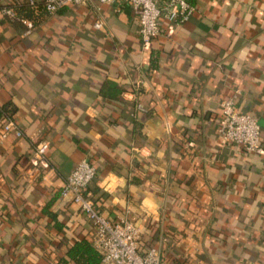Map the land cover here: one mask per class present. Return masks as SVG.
<instances>
[{"label":"crops","instance_id":"0c3cea01","mask_svg":"<svg viewBox=\"0 0 264 264\" xmlns=\"http://www.w3.org/2000/svg\"><path fill=\"white\" fill-rule=\"evenodd\" d=\"M35 1L0 0L30 12L0 8V106L22 131L2 138L0 124V264H58L91 236L61 197L83 158L96 169L83 194L134 221L140 250L158 248L162 264H264V152L221 145L216 131L234 97L264 151V0H188L189 19L163 20L148 46L128 3L50 14ZM39 141L46 162L33 159Z\"/></svg>","mask_w":264,"mask_h":264},{"label":"built area","instance_id":"2783aa9c","mask_svg":"<svg viewBox=\"0 0 264 264\" xmlns=\"http://www.w3.org/2000/svg\"><path fill=\"white\" fill-rule=\"evenodd\" d=\"M93 0H42L44 9L52 14L67 5H85ZM99 3H128L134 12L139 25V37L143 46L159 35L163 20L172 25L186 22L195 7L188 0H96ZM31 6H36L35 0H29ZM3 14L15 17L11 8L2 10ZM28 29L33 23L24 20ZM101 21L94 26L100 28ZM138 109H143L140 103ZM1 124V136L9 133L22 136V131L12 120ZM216 131L221 145H240L246 153H263L261 145V129L255 117L243 113L236 108L235 98L228 97L221 101L220 117ZM48 141H39L35 146L34 161L46 162ZM96 175L95 166L87 159H81L66 177L61 189V197L75 203L91 221L93 231L91 239L93 246L101 254L102 264H162L161 251L152 246L145 251L140 250V227L126 215L111 219L94 206L93 202L83 194V190L92 182Z\"/></svg>","mask_w":264,"mask_h":264},{"label":"trees","instance_id":"16d2710c","mask_svg":"<svg viewBox=\"0 0 264 264\" xmlns=\"http://www.w3.org/2000/svg\"><path fill=\"white\" fill-rule=\"evenodd\" d=\"M0 8L2 10L6 8H17L20 9V11H23L26 15L30 14L27 3H24L21 6H0ZM11 113L12 110L8 106H0V123L11 120ZM53 217H55V215H53ZM101 258V254L92 244L91 236H88L87 234H78L76 238L68 244L65 256L59 259L58 264H102Z\"/></svg>","mask_w":264,"mask_h":264}]
</instances>
